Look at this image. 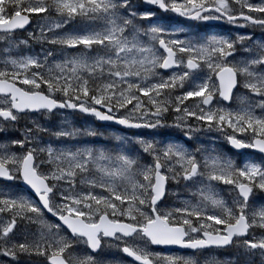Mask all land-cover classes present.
<instances>
[{"label": "snow or ice", "instance_id": "1", "mask_svg": "<svg viewBox=\"0 0 264 264\" xmlns=\"http://www.w3.org/2000/svg\"><path fill=\"white\" fill-rule=\"evenodd\" d=\"M249 28L264 32V0H0V264H98L102 246L124 264H264V40ZM209 133L262 155L238 165Z\"/></svg>", "mask_w": 264, "mask_h": 264}, {"label": "rangeland", "instance_id": "2", "mask_svg": "<svg viewBox=\"0 0 264 264\" xmlns=\"http://www.w3.org/2000/svg\"><path fill=\"white\" fill-rule=\"evenodd\" d=\"M258 36V38H257ZM21 38H23V34H21ZM253 40L260 42L261 39V34L258 35H253L252 37ZM4 45L0 43V48H3ZM34 50L36 52L40 51V46L38 44L34 45ZM22 51H32V49H22ZM246 94V90L243 88H238V91L235 93L233 97V102L229 106L231 108H239L240 107V100L237 99L238 96H242ZM185 103H190V101H186ZM67 119L73 123L75 126L80 127V126H88L87 121L85 118L80 117L77 118L75 114L69 115ZM61 118L56 117L51 121L44 120L43 117L40 118V123L47 125L48 127H58L60 125ZM25 121H21V124H24ZM93 124L95 123L94 121L92 122ZM148 130H141V132H147ZM213 137H216V139H213ZM156 138L164 140L165 142L171 140L173 142H184L185 147L189 151H193L197 145L192 144L191 142L185 141L184 137L180 134V132L176 129L173 128H164V129H159L156 130ZM43 139L45 142L51 141L53 144H58V141L55 140L54 137H50L48 135H43ZM202 145H206L209 150H212L214 148V151L216 154H219L225 158L231 159L234 163L236 164H242L246 160H252L254 158H257L259 156H256L254 154L248 153L243 156H238L230 151L228 148V144L222 137H219L217 133H209L207 134V137L201 136L200 137ZM100 143H103V141H100ZM143 155V153H141ZM175 185H171L172 190H175ZM227 186L224 185H219L217 188V192L219 195L224 198V199H229V193L227 191H220L221 189L226 188ZM186 192H181V196L187 197ZM264 196V194H258L254 199L259 202L260 198ZM173 202L172 197H168L165 201L167 204H171ZM87 251V249H76V254H79L81 251ZM98 261V264H124L125 260L121 256V252L116 249V248H110V247H105L102 246V250L99 256L95 257ZM202 259H212L216 261H240L243 258L238 256L235 249H229V250H223L220 253L218 252H208L205 253ZM7 259L6 257H0V260ZM38 259L37 257H33V260Z\"/></svg>", "mask_w": 264, "mask_h": 264}, {"label": "flooded vegetation", "instance_id": "3", "mask_svg": "<svg viewBox=\"0 0 264 264\" xmlns=\"http://www.w3.org/2000/svg\"><path fill=\"white\" fill-rule=\"evenodd\" d=\"M176 19L178 20L179 18H176ZM184 23L185 24H192V25L196 24V22H187V21H185ZM215 23L216 22H212V24H215ZM172 26H175V25H172ZM230 27L231 26L224 24V25H217L215 27H209L208 30L209 29H216V30H219V31H223L225 33L226 30H228ZM192 29H194V28H190L189 30H192ZM237 31L240 32L241 34H248L251 37H253V35L261 34V39L264 40V32H261L259 29L253 30V29L249 28V29H238ZM257 38H258V36H257Z\"/></svg>", "mask_w": 264, "mask_h": 264}, {"label": "water", "instance_id": "4", "mask_svg": "<svg viewBox=\"0 0 264 264\" xmlns=\"http://www.w3.org/2000/svg\"><path fill=\"white\" fill-rule=\"evenodd\" d=\"M161 72H163V70H161ZM236 90L237 89H234L233 90V95H234V93L236 92ZM232 99H233V97H232ZM232 99L228 102V106L232 103ZM222 103H224L223 101H221ZM139 131V130H138ZM229 148L231 149V151H233V152H235V153H237V154H242V153H244V152H246V151H250V152H252V153H254V154H256V155H262V154H260V153H258V152H255V150H253V149H240V150H236V149H233V148H231V146H229ZM5 183H7V182H5ZM51 219H53V220H55V218L54 217H50ZM154 247H156L157 248V250H164V249H161V248H159V246H154ZM209 250H211V249H209ZM88 251H90V250H88ZM180 251H189V250H180ZM205 251H207V250H205ZM100 252V249H98V251L96 252V253H92V255H97L98 253ZM122 256L127 260V261H129L131 258L130 257H127V256H125L123 253H122ZM132 264H136V262H132Z\"/></svg>", "mask_w": 264, "mask_h": 264}, {"label": "trees", "instance_id": "5", "mask_svg": "<svg viewBox=\"0 0 264 264\" xmlns=\"http://www.w3.org/2000/svg\"><path fill=\"white\" fill-rule=\"evenodd\" d=\"M76 116H77V118H80L81 116H79V115H77L76 114ZM211 252H218V253H220L221 251H211ZM208 253V252H207Z\"/></svg>", "mask_w": 264, "mask_h": 264}]
</instances>
